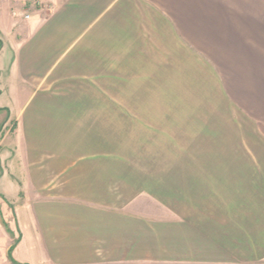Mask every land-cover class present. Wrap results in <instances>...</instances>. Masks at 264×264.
Masks as SVG:
<instances>
[{"label": "crops", "instance_id": "1", "mask_svg": "<svg viewBox=\"0 0 264 264\" xmlns=\"http://www.w3.org/2000/svg\"><path fill=\"white\" fill-rule=\"evenodd\" d=\"M56 4L0 1V264H264V0ZM186 97L198 140L122 142Z\"/></svg>", "mask_w": 264, "mask_h": 264}, {"label": "rangeland", "instance_id": "2", "mask_svg": "<svg viewBox=\"0 0 264 264\" xmlns=\"http://www.w3.org/2000/svg\"><path fill=\"white\" fill-rule=\"evenodd\" d=\"M226 69V67H223ZM229 69V67H228ZM232 69V68H231ZM203 78V76H202ZM208 83H187L185 84V95L196 94L191 91L196 88H200L201 94L205 93V89H208ZM169 107L164 109L155 107V111L162 110L168 111L167 114H155L152 117L145 114H137V116H123V120L131 119V126L136 125L137 130H124L122 132V142H161V137L158 136L157 131L163 129L166 138L170 136V142L178 141L180 137H177V132L174 129H183L185 135L182 137L183 142H193V140L205 130L210 127V100L206 98H194L186 97L181 99H170ZM166 100H164L165 104ZM156 105V104H155ZM136 120V123L134 121ZM123 126L129 127V124L123 123ZM169 128V129H168ZM174 128V129H173ZM158 129V130H157ZM163 138L164 142L167 140ZM198 140V138H196Z\"/></svg>", "mask_w": 264, "mask_h": 264}, {"label": "built area", "instance_id": "3", "mask_svg": "<svg viewBox=\"0 0 264 264\" xmlns=\"http://www.w3.org/2000/svg\"><path fill=\"white\" fill-rule=\"evenodd\" d=\"M4 1V0H0ZM24 10L21 14L18 10H14V16H21L25 20H30L34 14L50 15L56 8V0H22Z\"/></svg>", "mask_w": 264, "mask_h": 264}, {"label": "trees", "instance_id": "4", "mask_svg": "<svg viewBox=\"0 0 264 264\" xmlns=\"http://www.w3.org/2000/svg\"><path fill=\"white\" fill-rule=\"evenodd\" d=\"M17 243L18 242H15V244L11 247L10 252H9V258H10V260H11V262L13 264H17V262L13 259V255H12V252H13V250H14V248H15V246H16Z\"/></svg>", "mask_w": 264, "mask_h": 264}]
</instances>
